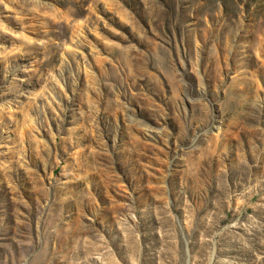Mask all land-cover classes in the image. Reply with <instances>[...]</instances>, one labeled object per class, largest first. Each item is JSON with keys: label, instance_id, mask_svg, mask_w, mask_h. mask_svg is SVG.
Returning a JSON list of instances; mask_svg holds the SVG:
<instances>
[{"label": "rangeland", "instance_id": "374dc122", "mask_svg": "<svg viewBox=\"0 0 264 264\" xmlns=\"http://www.w3.org/2000/svg\"><path fill=\"white\" fill-rule=\"evenodd\" d=\"M0 264H264V0H0Z\"/></svg>", "mask_w": 264, "mask_h": 264}]
</instances>
